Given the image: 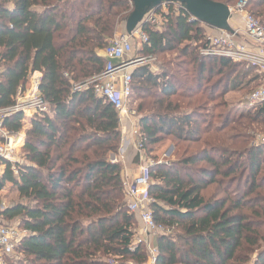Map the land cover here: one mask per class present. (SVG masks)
Here are the masks:
<instances>
[{
  "label": "trees",
  "instance_id": "trees-1",
  "mask_svg": "<svg viewBox=\"0 0 264 264\" xmlns=\"http://www.w3.org/2000/svg\"><path fill=\"white\" fill-rule=\"evenodd\" d=\"M130 1L0 0V109L14 105L18 90L38 74L49 110L31 119L18 175L7 167L0 178V192L11 184L30 203L0 213L19 219L27 232L8 264L147 261L143 247L134 244L122 166L109 159L120 149L118 115L91 88L75 90L103 72L101 51L124 29ZM208 1H244V10L264 27V0ZM183 13H168L160 32L143 26L147 43L138 55L175 56L160 74L148 66L132 73L131 101L139 99L136 110L143 113L138 149L153 162L149 209L154 222L172 233L156 235L155 264H264V143L250 144V132L228 131L232 124L245 131L264 125V102L237 118L209 114L205 104L247 91L260 78L252 67L200 56L192 42L202 41L204 26ZM3 126L19 133L22 115ZM166 140L186 145L177 162L152 156Z\"/></svg>",
  "mask_w": 264,
  "mask_h": 264
},
{
  "label": "built area",
  "instance_id": "built-area-1",
  "mask_svg": "<svg viewBox=\"0 0 264 264\" xmlns=\"http://www.w3.org/2000/svg\"><path fill=\"white\" fill-rule=\"evenodd\" d=\"M133 7V3L130 1ZM245 2H239L235 12L241 17L243 29L228 31L215 30V33H206L201 42H192L197 46L198 53L206 58H224L234 64H245L255 69L262 83L249 93L244 101L247 105L259 106L264 102V27L259 20L248 14L245 10ZM230 9V8H229ZM186 9L177 2L163 1L157 9L146 12L143 23L131 34L121 33L114 35L102 51L106 64L103 72L91 80L75 87L76 91L90 88L96 97L104 103L110 104L118 115L119 120L129 119L128 102L132 96V73L135 69L147 66L155 59L151 56L141 57L133 55L132 40L136 39L142 47L147 43V36L143 26H151L157 31H162L166 25L165 16L171 13L175 16L184 14ZM233 10L230 9V14ZM188 13V12H187ZM190 22H194L190 16ZM204 26V25H203ZM41 77L34 74L24 90H18L14 105L0 109V178L7 167L14 176L18 175L20 147L16 134L10 133L4 128V121L15 115L21 114L22 121L32 119L34 116L48 112L40 92ZM131 135H139L138 130H131ZM17 138V139H15ZM264 143V140L262 142ZM152 161H148L138 168L137 175L131 179H123L124 203L130 214L136 215L140 225L141 242L145 246V252L155 264L157 249L153 247L151 239L158 234H167L168 230L156 224L149 209L150 201L147 191L150 186V167ZM27 232L14 225L0 224V264H6L5 258L14 254L21 240Z\"/></svg>",
  "mask_w": 264,
  "mask_h": 264
},
{
  "label": "rangeland",
  "instance_id": "rangeland-1",
  "mask_svg": "<svg viewBox=\"0 0 264 264\" xmlns=\"http://www.w3.org/2000/svg\"><path fill=\"white\" fill-rule=\"evenodd\" d=\"M237 5L238 4H233V3L228 4L227 7L233 10V12L231 14L232 18L230 17V19L237 17L238 14L235 12ZM240 21L241 20H230L231 28L233 30L236 28L243 29L242 25H238L240 23ZM201 26L203 27V25H201ZM121 28H122V26H121ZM121 28H120L118 33L119 34L125 33L124 29L123 28L121 29ZM204 30L206 32V28H204ZM132 46H133V55L137 56L140 53V50L142 48L136 39L132 40ZM139 56H141V55H139ZM174 56H175V53L168 54L164 59H158L154 56H151L155 60L150 62L147 65L149 68V71L152 72L153 74H160L161 69L164 66L163 65L164 62L168 61L169 59L173 58ZM242 65H245V64H242ZM259 83L261 84L262 81L260 80ZM259 83L257 82L256 84H252L247 89V91L246 90L245 91L240 90V91H236V92H229L223 96L221 95L220 97H219V95H217L215 97V99H213V101H211L210 103H205V104H207V108H208L207 109L208 111H206V112H209V114H215V115L220 114V112H222V113L230 112V115L232 118H237L240 114L246 113L247 110L249 112H251V109L255 108L256 106L250 107L249 105H247L245 103L244 98L249 94V92L251 90L255 89L257 87V85H259ZM88 87L90 88V86H88ZM139 102H140L139 99H134V101L130 100V102H128L127 109L129 110V119H132L131 124H129V122L127 120H123V121L120 120L121 135L123 132V128L127 129L128 133H129V137L133 139L134 144L136 146V149H138V147H139L138 135H136V136L131 135V130L133 128V129L138 130V132H139V123L138 122H139V118L143 116L142 115L143 113H137V110H136L137 104ZM142 102H145V104L150 103L149 99H147V100L145 99ZM219 104H225V107L214 109L213 106H216ZM47 113H49V110ZM241 124L245 125L246 120H242ZM231 130H234L233 132L238 134V135L245 134V133L248 134V132H250L251 136L253 137V139L251 141H249L250 144L251 143H254V144L258 143L259 144L260 142H262V140H264V125H253L252 127H250V129L248 131H245L243 128H239L238 125L232 124L229 126L228 131L230 132ZM231 134L233 135V133H231ZM15 139H17V138H15ZM120 146H121V143H120ZM179 146H180V144H179ZM178 147L174 146V144H172L170 140H166L159 147H157L154 150L152 156L158 158L159 161H162L163 163H167V164L169 162H177L180 159L181 152L183 151L184 147H186V145L182 144L179 148ZM158 149H159V155H160L159 157L160 158L155 155V153ZM189 151L191 152V150H189ZM189 151H188V153H190ZM140 154H142V156H143L144 163L151 161V158L150 157L146 158L143 155L141 150H140ZM18 156H19L18 157L19 162L21 164L20 166H22L24 162L22 160L21 152L18 154ZM112 156H114V159H111ZM109 159L112 162L120 163L122 166V170H123L124 166H123L122 162L124 161V151L122 149H119V151L116 155H111ZM123 179H124V176H123ZM210 188L211 187H208V191L210 190ZM17 204H21L24 206H26V205L30 206V203L28 201H25V200L19 198L16 188L13 187V185L7 183L4 187V189L0 192V213L3 210H5L6 208L17 205ZM133 217L135 219V223L133 225L134 244L141 245L143 247V250H145V246L142 243H139V241L141 242L139 222L137 220L136 215H134ZM0 224L1 225L19 226L20 222H19V219H14V220L8 221V220L0 217ZM167 234L172 235V233L170 231H168ZM155 237L156 236L152 237V239H151V242H152V245L154 248H156L154 245ZM15 256H16V254L14 253V254L8 256V258L6 257L7 259H5V261L7 262V264H8V261L11 259V257L14 258ZM125 264H133V263H125ZM145 264H154V263L152 262L151 259H149L147 257V261Z\"/></svg>",
  "mask_w": 264,
  "mask_h": 264
},
{
  "label": "water",
  "instance_id": "water-1",
  "mask_svg": "<svg viewBox=\"0 0 264 264\" xmlns=\"http://www.w3.org/2000/svg\"><path fill=\"white\" fill-rule=\"evenodd\" d=\"M163 1L181 4L194 22L219 31H228L230 28L228 23L231 16L230 9L223 4L208 0H133V11L125 21V33L131 34L143 23L146 12L157 9Z\"/></svg>",
  "mask_w": 264,
  "mask_h": 264
},
{
  "label": "crops",
  "instance_id": "crops-1",
  "mask_svg": "<svg viewBox=\"0 0 264 264\" xmlns=\"http://www.w3.org/2000/svg\"><path fill=\"white\" fill-rule=\"evenodd\" d=\"M232 18V16H230ZM230 20H242L239 15L237 17H234L233 19L229 18V27H231ZM237 24V23H236ZM238 25H242V21ZM204 28H206V33H215V29L210 28L208 26L204 25ZM141 52V50H140ZM101 55L103 56V53L101 51ZM260 81V80H259ZM31 128V119H25L22 121V130L17 134L18 139H19V147L24 145V138L26 132ZM120 149L124 151V161L123 163V171H122V176H124V179L131 180L133 179L137 173H138V168L140 165L144 164L143 161V156L140 154V151L136 149V146L134 144V141L132 138L129 137L128 130L123 128L122 132V140H121V146ZM155 155L159 157V149L156 151ZM114 159V156H112ZM160 158V157H159ZM137 159V160H136ZM136 160V161H135Z\"/></svg>",
  "mask_w": 264,
  "mask_h": 264
}]
</instances>
